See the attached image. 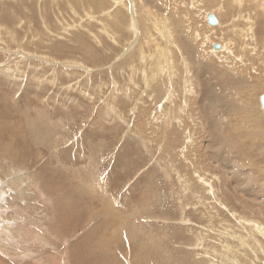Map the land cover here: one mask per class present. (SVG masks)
<instances>
[{
  "label": "rangeland",
  "instance_id": "1",
  "mask_svg": "<svg viewBox=\"0 0 264 264\" xmlns=\"http://www.w3.org/2000/svg\"><path fill=\"white\" fill-rule=\"evenodd\" d=\"M205 1L0 0V232L23 264H264L242 223L264 226V181H233L258 176L264 0Z\"/></svg>",
  "mask_w": 264,
  "mask_h": 264
},
{
  "label": "bare ground",
  "instance_id": "2",
  "mask_svg": "<svg viewBox=\"0 0 264 264\" xmlns=\"http://www.w3.org/2000/svg\"><path fill=\"white\" fill-rule=\"evenodd\" d=\"M207 1V0H206ZM206 1H205V3H206ZM240 0H238V3L240 4V3H242V2H239ZM208 2V1H207ZM201 4V3H200ZM264 7V6H263ZM262 8V7H261ZM264 10V9H263ZM263 10H260V11H263ZM190 14V13H189ZM207 15V21H208V15L210 14L209 12L208 13H206ZM214 14V13H213ZM215 15V14H214ZM251 18V17H250ZM220 19V18H219ZM252 21V20H251ZM235 22V21H234ZM175 23V22H174ZM173 23V24H174ZM209 23V22H208ZM217 23H219V21L217 22ZM252 23V22H251ZM254 23V22H253ZM261 24V25H260ZM175 25H176V27H179V23L177 22V23H175ZM210 25H212V24H210ZM215 25V24H214ZM221 25V23L219 24V26ZM259 25L260 26H258V28H257V34H258V37H259V39H260V41H261V47H263L264 48V22H261V23H259ZM219 26H217V27H212V28H218ZM255 26V25H254ZM254 26H252V27H250L251 28V33H249V35H250V37L251 38H254L255 37V34H256V31L255 30H253V27ZM170 28V27H169ZM168 28V29H169ZM167 29V30H168ZM158 30V29H157ZM161 31V30H160ZM163 31V30H162ZM168 31H170V30H168ZM167 31V32H168ZM181 31V30H180ZM150 34V33H149ZM164 34V33H163ZM180 35H183V33H182V31L180 32ZM182 37V39L184 40H186V42H187V44H189V41H188V39H187V37L186 36H181ZM186 37V38H185ZM186 42H185V44H186ZM213 44L215 43V42H212ZM247 46V45H246ZM188 49V48H187ZM232 49H233V47H232ZM143 58V57H142ZM170 62V61H169ZM172 67V66H171ZM173 68V67H172ZM142 72V71H141ZM149 76V75H148ZM231 77H233L232 75H231ZM171 78V77H170ZM233 78H235V77H233ZM251 78V77H250ZM242 79V78H241ZM247 82V81H246ZM251 82V81H250ZM258 82V81H257ZM145 84V83H144ZM248 85V84H247ZM254 88V87H253ZM249 89V88H248ZM248 89H246V92H247V90ZM251 89V88H250ZM241 94V93H240ZM251 95H252V93H250ZM250 94H248V95H250ZM263 94V93H262ZM261 94V95H262ZM261 95L259 96V101H260V103H261ZM240 96V95H239ZM244 97V96H243ZM242 96L241 97H239V98H243ZM235 98V97H234ZM248 98L250 99V96H248ZM229 99V98H228ZM249 99H248V101H249ZM245 100H247V96H246V99H242V101L240 102V104H242V102L243 101H245ZM252 101V100H251ZM232 103H234L233 101H231L230 103H228L227 105H229V104H231V107H232ZM243 105V104H242ZM241 105V106H242ZM261 105V104H260ZM220 107V106H219ZM244 108H245V106H243ZM261 107H262V105H261ZM240 110V109H239ZM232 111H233V109H232ZM259 111H261V110H259ZM264 111V110H263ZM244 112H246V115L245 116H243V118H242V120L243 119H246L248 116H249V114H248V112L247 111H245L244 110ZM253 113H258V115L257 116H259L261 113H259V112H253ZM262 117H264V116H262V115H260L257 119H255V122L256 123H258L259 124V126H260V131L258 132V133H253L251 136H247L245 139H244V143L247 145V148H246V150H245V152H244V154L241 156V160H244V161H246L249 165H250V167H253V168H255V170H257V172H258V176H255L253 173H252V171H250V172H245L243 175H241L240 174V172H238L237 174L234 172L233 174H234V177H233V181H234V183H237V182H239L238 184H240L242 187H244V189H248V190H250V189H253L254 188V186H255V183H257L256 182V180H263L264 181V144H263V141H261V140H258V139H253V137H259V138H261V137H263L264 136V125L263 124H261L260 123V121H261V119H262ZM241 120V121H242ZM241 123V127L240 128H246V131H248L251 127H250V125L248 124V123H246V122H240ZM249 123H251V122H249ZM241 132V129H239V131H236V129H235V131L234 132H232V134L231 135H235V142H238V140H239V137H240V135H248L247 134V132L246 133H240ZM4 150V149H3ZM234 169V168H233ZM247 173H249L248 175H246ZM241 175V176H240ZM30 174L28 173V177L30 178ZM224 178V177H223ZM228 178V177H227ZM16 181H18V180H16ZM16 181H15V183H16ZM19 181L20 182H22V180H21V178H19ZM18 181V182H19ZM227 181H228V179H227ZM27 182V181H26ZM208 182V181H207ZM30 183V182H29ZM211 183V182H210ZM11 184L12 185H14L13 184V182H11ZM3 185V184H2ZM236 185V184H235ZM7 186V185H6ZM9 187H11V185H8ZM28 186H30V185H28ZM211 186L213 187V184H211ZM262 186V185H261ZM14 187H16L15 185H14ZM263 187V186H262ZM196 188V187H195ZM8 189V188H7ZM242 189V188H241ZM3 191V190H2ZM16 191V190H15ZM14 191V192H15ZM238 191H239V189H238ZM245 191V190H244ZM243 191V192H244ZM232 193V192H231ZM230 193V194H231ZM260 193L261 194H263L264 195V188H263V190H260ZM8 194V193H7ZM229 194V193H228ZM229 194V195H230ZM23 195H25V196H27L28 194L25 192V190L23 189V187H21V185L19 186V188L17 189V196H19V197H22ZM232 197V196H231ZM249 197V196H248ZM16 198V197H15ZM2 199V198H1ZM11 199V198H10ZM29 199V198H28ZM20 201V200H19ZM241 201H243V200H241ZM260 202H261V200H260ZM15 203V202H14ZM245 203V202H244ZM8 205H9V203H7ZM6 204V205H7ZM246 204H247V202H246ZM261 204V203H260ZM4 205V204H3ZM16 205V204H15ZM46 205V204H45ZM48 205V204H47ZM241 205H242V203H241ZM255 205V204H254ZM13 206V205H12ZM38 206V205H37ZM248 206V205H247ZM247 206H246V208H247ZM256 206V205H255ZM262 206V205H261ZM44 207V206H43ZM46 207V206H45ZM243 207H245V205L243 206ZM256 207H258V206H256ZM233 208V207H232ZM263 208V207H262ZM4 209H6V208H4ZM8 209V208H7ZM6 209V210H7ZM248 210H250L249 212H251V209H248ZM247 210V211H248ZM15 211H16V209H15ZM236 211V209L233 211V212H235ZM258 211H259V208H258ZM20 212V211H19ZM22 212V211H21ZM26 212V211H25ZM237 212V211H236ZM262 211H260V213H261ZM16 213V212H15ZM51 213V212H50ZM37 213H35V215H36ZM241 214V213H240ZM20 215H21V217H22V219L18 222V224L19 225H22L21 227H23V228H25V229H28V227H29V225H30V221L26 218L27 217V215H26V213H25V215L26 216H24V211L22 212V213H20ZM237 215V214H236ZM32 216V215H31ZM241 216H242V214H241ZM2 217H4V216H2ZM19 217V216H18ZM20 217V218H21ZM240 217V216H239ZM61 218V217H60ZM241 218V217H240ZM239 218V219H240ZM249 218V217H248ZM248 218H246L245 219V215H244V220H242V223H243V221L245 222V223H247V224H250V225H252L253 227H254V225H255V227L254 228H256L260 233H262L263 234V236H264V226L261 224V223H256L255 221H254V219H248ZM4 219H5V217H4ZM242 219V218H241ZM33 222V221H32ZM0 223L2 224V218H0ZM240 223V222H239ZM241 223V224H242ZM17 224V223H16ZM15 224V226H17ZM56 225V224H55ZM6 227L4 228V230L2 231V232H0V255L1 256H6V254L8 253V251H6V248H5V246H7V247H9V243H10V241H11V244L12 245H17V246H19L22 250H26L27 248H26V245L27 244H25L24 243V241H23V239L21 238V237H16L15 236V230H14V227H11L10 225H5ZM39 227V226H38ZM37 227V228H38ZM42 228V227H41ZM251 228V227H250ZM19 229V228H18ZM232 229V228H231ZM240 229V228H239ZM17 231V230H16ZM20 231H21V229H20ZM26 231V230H25ZM30 231V230H29ZM33 231H36V230H33ZM51 231V230H50ZM49 231V232H50ZM23 232V231H22ZM32 232V231H31ZM30 232V233H31ZM52 232V231H51ZM18 233V232H17ZM44 233V232H43ZM236 233V232H235ZM33 234V233H32ZM45 234V233H44ZM24 235V234H23ZM41 235V234H40ZM27 237V236H26ZM31 237H32V235H31ZM241 237H243V236H241ZM262 237V236H261ZM33 238H34V236H33ZM246 238V237H245ZM43 239V238H42ZM48 239V238H47ZM200 239V238H199ZM243 239H244V237H243ZM243 239H241V238H239V240L240 241H243ZM251 239V238H250ZM27 240V239H26ZM30 241V240H29ZM26 242V241H25ZM38 242V241H37ZM26 243H28V242H26ZM77 243V242H76ZM243 244V243H242ZM34 245V244H33ZM43 245V244H42ZM253 246V245H252ZM48 247V246H47ZM74 247V246H73ZM11 248V247H10ZM16 248V247H15ZM40 248V247H39ZM31 249V248H30ZM33 250H35V249H33ZM32 250V251H33ZM21 251V250H20ZM35 252L36 251H33L31 254H35ZM37 252H38V250H37ZM71 252V251H70ZM24 254H20L21 256L20 257H18V258H15V260H14V264H23V259H26V257H27V255H26V253H30V250L29 251H24L23 252ZM75 253V252H74ZM230 253V252H229ZM65 254V253H64ZM37 255V254H36ZM229 257V256H228ZM248 257V256H247ZM66 259V258H65ZM68 259V258H67ZM67 259H66V261H67ZM13 260V259H12ZM227 260H229V258L227 259ZM252 260V259H251ZM233 262V261H232ZM236 262H238L237 260H236ZM58 263V262H57ZM239 263V262H238ZM242 263V262H241ZM241 263H239V264H241ZM12 264V263H11ZM61 264V263H60Z\"/></svg>",
  "mask_w": 264,
  "mask_h": 264
},
{
  "label": "water",
  "instance_id": "3",
  "mask_svg": "<svg viewBox=\"0 0 264 264\" xmlns=\"http://www.w3.org/2000/svg\"><path fill=\"white\" fill-rule=\"evenodd\" d=\"M208 22H209V24H212V25L218 24L217 23L218 22L217 16H215L213 13H210L208 15ZM213 47H214V49L219 50V49H221V44L214 43ZM261 105H262V109L264 110V93L261 95Z\"/></svg>",
  "mask_w": 264,
  "mask_h": 264
}]
</instances>
